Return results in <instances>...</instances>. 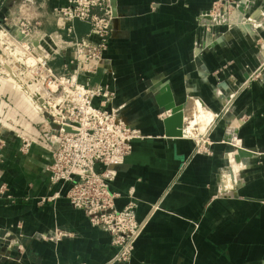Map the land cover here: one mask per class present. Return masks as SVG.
Returning a JSON list of instances; mask_svg holds the SVG:
<instances>
[{
    "label": "crops",
    "instance_id": "0c3cea01",
    "mask_svg": "<svg viewBox=\"0 0 264 264\" xmlns=\"http://www.w3.org/2000/svg\"><path fill=\"white\" fill-rule=\"evenodd\" d=\"M27 1L44 13L37 14L38 24L51 25H43L49 30L38 37L41 54H51L50 64L57 72L76 68L71 65L74 37L57 16L68 0ZM209 6L210 0H116L106 60L97 69L89 64L81 75L89 85L109 86L116 94L114 105H124V120L144 135L132 142L113 182L119 193L117 208L134 202L138 220H149L131 264H264V71L261 81L231 106L245 117L238 143L247 157L246 163L242 161L244 151L239 149L230 155L229 168L243 169V179L227 196L225 187L233 185V179L222 178L228 146L216 119L227 98L217 95L215 79L205 76L230 62L220 76L240 77L259 63L252 44L236 34L229 36V45L204 55L208 69L194 64L201 33L196 18ZM75 29L78 38L90 33V26L82 22L77 21ZM91 39L97 41L94 35ZM0 83L15 98V110L28 116L18 131L33 141L26 153L16 135L5 138L1 147L0 264H123L112 262L111 235L93 227L83 211L72 207L66 196L70 186L51 184L49 166L57 142L47 132L42 114L33 108L29 89ZM167 90L173 103L183 106L181 135L167 132L165 121L171 111L162 107ZM191 109L196 111L193 119ZM203 111L211 114L207 123L212 130L196 137V125L200 132L206 131L207 123L200 119ZM229 127L234 137L236 126ZM205 138L210 152L198 153ZM56 230L65 234L58 241L34 238Z\"/></svg>",
    "mask_w": 264,
    "mask_h": 264
},
{
    "label": "built area",
    "instance_id": "2783aa9c",
    "mask_svg": "<svg viewBox=\"0 0 264 264\" xmlns=\"http://www.w3.org/2000/svg\"><path fill=\"white\" fill-rule=\"evenodd\" d=\"M57 14L66 24L63 29L74 37L71 65L76 68L66 67L64 72H57L50 66L51 54H40L43 64L36 72L41 71L46 88L36 100L42 118L49 125L47 132L57 142L49 166L50 181L53 186L69 185L66 196L72 207L83 211L93 227L111 235L115 249L112 262L131 264L147 221L138 220L134 202L117 208L119 193L113 190V182L131 152L132 142L144 135L124 120V105H114L116 94L109 86L81 81L86 66L94 63L93 69H97L106 60L114 32L112 4L110 0H68ZM77 21L90 26L88 37L76 36ZM92 35L97 41H92ZM98 99L99 106L95 104ZM11 135L22 140L23 153L29 151L32 139L9 130L3 137ZM3 142L0 141L1 145ZM49 236L58 241L65 234L56 230L44 238L51 239Z\"/></svg>",
    "mask_w": 264,
    "mask_h": 264
},
{
    "label": "rangeland",
    "instance_id": "374dc122",
    "mask_svg": "<svg viewBox=\"0 0 264 264\" xmlns=\"http://www.w3.org/2000/svg\"><path fill=\"white\" fill-rule=\"evenodd\" d=\"M241 6L244 8H241ZM39 12L43 16L44 13L42 9H39L34 3L27 0H0V60L4 62L7 67L10 66L21 82L29 89L31 100L36 98L39 93H45L44 88H46V86L41 78V71H38L39 73L36 72L39 67V63L37 64V62L34 61L36 62L34 65L29 64L27 59L31 57L35 60V57L31 54H34L38 59L40 58L41 53L39 46H35L37 51L32 49L30 54V51L26 50L27 45L25 46L22 44L26 43L27 38L40 40L38 37H41L45 30L48 32V28L44 30V26H51L48 22L45 21V24L43 22L44 26L38 24V21H41V17H39L40 19H37V14ZM237 17L240 19L239 21L236 20ZM196 19L200 25L201 33L198 36L199 40L196 42L193 52L192 60L195 65L200 63V65L204 66L205 69H208L209 67L204 59V55L212 52L213 49L217 48L219 45H229V36L234 37L236 34H239L242 38L245 37L252 44L255 59L259 63L256 70L252 72L250 71V74H242L240 77L231 74L225 77L226 80H223V77L220 76V74L223 73V68L227 67L230 62L228 65L226 64L221 66V69L211 72L210 76H205L207 79H210L211 77L214 78L216 82L215 88L217 89V95L222 98H227L226 106L222 108V112L217 115L216 119L219 129L224 131V142H226L228 146L227 151L223 154L225 165L223 166L224 171L222 174V178L223 175H226L227 179H233V185L225 187L226 191L224 193L228 196L235 190L238 183L240 184L243 179V172H241L243 169L240 171L234 167L233 169L229 168V165L231 164L229 156L237 153L238 149L242 150V146L238 143V129L241 122L245 119L244 116H239V114H236L235 111H232L233 109H231V106L234 105L235 101L253 83L261 81V74L264 71V60L262 61V59H264V0H210V6L201 12ZM23 24L25 25L23 26ZM240 25L243 26V28H235V26ZM220 39L224 41L223 44L214 43V41L219 42ZM15 40L22 42V44H17ZM0 66L2 65L0 64ZM244 72H247V70ZM0 80L14 84V82L9 81L2 75H0ZM223 82L224 85H222ZM15 84L18 85L19 83L17 84L16 82ZM2 88L3 84L0 83V141L4 140V132H7V130L17 132L19 128H21L24 118H28V116H25L22 111L15 110L17 109L15 98L8 90H3ZM195 112L191 109L189 116L190 119L194 118ZM5 124H7V128L5 127ZM207 124L205 126L206 131L204 132L199 131V125L193 123L190 124L192 127L196 125L193 136H202V134L207 136V134L212 130V127L210 126V128H208L209 124ZM188 125L189 123H186L185 127ZM229 126H233L234 128L236 126L237 130L234 137H232V134L229 132ZM43 127L44 125L40 126L41 129H43ZM1 147L2 145L0 143V155ZM210 147L211 144L207 138H205V140L201 139L197 152H210ZM242 151H244L242 155L244 159L242 161H245L246 163L245 158L247 157V154L245 150ZM248 153L249 157L253 155L251 152ZM260 156L261 155H259V157ZM145 220L147 221V227L149 220ZM47 234L37 233L34 235V238L37 240L45 239L44 236ZM49 238L51 239L45 240L53 241V237L49 236Z\"/></svg>",
    "mask_w": 264,
    "mask_h": 264
},
{
    "label": "bare ground",
    "instance_id": "6f19581e",
    "mask_svg": "<svg viewBox=\"0 0 264 264\" xmlns=\"http://www.w3.org/2000/svg\"><path fill=\"white\" fill-rule=\"evenodd\" d=\"M246 5V4H245ZM245 5H244V7H245ZM243 6H241V8H244ZM236 20H240V19H238V17L236 18ZM16 41V40H15ZM38 41L39 40H37V41H30V40H28V39H26V43H23L22 44V42H18V41H16V43L18 44V43H20V44H22V45H27L26 46V50H28V51H30V54H31V50L32 49H34L35 48V46H37L38 45ZM110 43V42H109ZM33 44V45H32ZM41 53V52H40ZM31 55H33V56H35L34 54H31ZM42 55V54H41ZM41 55H40V58H38V60H34V58H28L27 60H28V63L29 64H32V65H34V63H36L37 62V64L39 63V66H40V64L42 63L43 64V60H42V57H41ZM34 61H36V62H34ZM0 64L2 65V66H0L1 68H0V75H2L4 78H7L9 81H11V82H14V83H16L17 82V84L19 85V87H21V88H23L24 90H27L26 88H25V84L24 83H22L21 82V80L19 79V77L16 75V73L14 72V71H12V68H10V66L9 67H7V65L4 63V62H2L1 60H0ZM28 92H29V90H28ZM30 94V93H29ZM30 96H31V94H30ZM37 98V97H36ZM36 98H34L33 100H32V105H33V108L37 111V112H39L40 114H41V112H40V110H39V108H38V105H37V100H36ZM201 109V108H200ZM207 112H208V110H207ZM206 111H203L202 113H201V115H200V119L201 120H203V122H204V124H206L209 120H211L210 118H211V114L210 113H207ZM208 125V124H207ZM241 153V152H240ZM242 154H243V152H242ZM231 158V156H229V159ZM235 160L237 161H239L240 160V157L239 156H235ZM242 160V159H241ZM232 162V161H231ZM242 163V162H241ZM235 164V163H234ZM239 164V163H238ZM236 165V164H235ZM224 181H226V180H224Z\"/></svg>",
    "mask_w": 264,
    "mask_h": 264
},
{
    "label": "water",
    "instance_id": "95a60500",
    "mask_svg": "<svg viewBox=\"0 0 264 264\" xmlns=\"http://www.w3.org/2000/svg\"><path fill=\"white\" fill-rule=\"evenodd\" d=\"M112 4L113 14L116 16V0H110ZM166 103L162 105L166 111H171L170 117L165 121L168 134L181 135V127L183 122V106L177 107L172 100L171 93L167 90L163 93ZM162 96V98H163ZM164 101V100H163Z\"/></svg>",
    "mask_w": 264,
    "mask_h": 264
}]
</instances>
